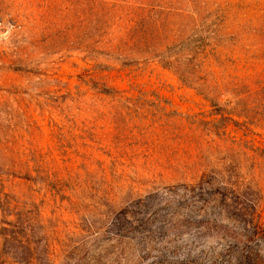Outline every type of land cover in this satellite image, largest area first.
Segmentation results:
<instances>
[{
  "label": "rangeland",
  "instance_id": "1",
  "mask_svg": "<svg viewBox=\"0 0 264 264\" xmlns=\"http://www.w3.org/2000/svg\"><path fill=\"white\" fill-rule=\"evenodd\" d=\"M0 189L43 264H264V0H0Z\"/></svg>",
  "mask_w": 264,
  "mask_h": 264
},
{
  "label": "trees",
  "instance_id": "2",
  "mask_svg": "<svg viewBox=\"0 0 264 264\" xmlns=\"http://www.w3.org/2000/svg\"><path fill=\"white\" fill-rule=\"evenodd\" d=\"M100 91L104 93H110L111 89L104 86L101 88ZM209 100L211 102V106L213 107L212 108L213 114H219L220 117L218 119H212L208 121L199 119L197 120V122L202 126L207 125L209 131H213L217 134L219 127H224L223 125H225V121L231 120V119L223 116V113H222L223 110L217 102H215L212 98H209ZM228 184L234 188L235 186H238V184L242 185V182L240 181V183H238L235 181V182H228ZM230 200L235 210L236 209L240 210L242 207L244 208L247 206L243 204L244 206L241 205L237 208L232 198H230ZM10 205H11V199L9 195L5 192H2V189H0V211L4 214H10L12 212L11 211L12 209H10ZM26 224L28 225V223ZM15 225L17 224L10 220L0 219V238H1L0 255H4L2 257H8V258L13 259L12 261H14L16 264H43V262H40L38 260V256L36 254V247H32L30 244H23L20 247H14L11 249L6 248V243L9 240H11V238H14L12 231ZM20 226L22 230L28 229L27 226L24 224H20ZM23 237L25 238V240L27 239L26 232H23ZM4 262L5 261L3 259H0V264H3Z\"/></svg>",
  "mask_w": 264,
  "mask_h": 264
}]
</instances>
